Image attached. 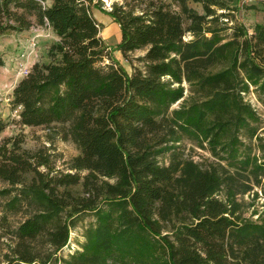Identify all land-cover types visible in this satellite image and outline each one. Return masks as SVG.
I'll return each instance as SVG.
<instances>
[{
	"label": "trees",
	"instance_id": "obj_1",
	"mask_svg": "<svg viewBox=\"0 0 264 264\" xmlns=\"http://www.w3.org/2000/svg\"><path fill=\"white\" fill-rule=\"evenodd\" d=\"M91 7L99 1L0 0V36L39 26L56 37L49 62L33 64L12 89L18 124L53 128L79 152L66 172L52 173L21 140L0 139V199L26 212L12 231L17 262L47 264L74 219L92 213L80 250L61 264H264V219L244 218L237 200L251 191L250 176L259 186L264 173L239 138H252L258 120L243 95L264 94V24L225 39L213 9L225 8L220 0H124L104 12L120 33L109 49ZM135 51H144L141 67ZM183 83L193 97L172 108ZM5 128L0 119V135ZM183 138L205 144L217 163L184 157Z\"/></svg>",
	"mask_w": 264,
	"mask_h": 264
},
{
	"label": "rangeland",
	"instance_id": "obj_2",
	"mask_svg": "<svg viewBox=\"0 0 264 264\" xmlns=\"http://www.w3.org/2000/svg\"><path fill=\"white\" fill-rule=\"evenodd\" d=\"M99 1L100 9L91 7V13L96 20L98 15H106L105 11H110L113 4H124V0H93V3ZM168 1V0H166ZM224 3V9L213 8L216 15H223L217 22V27L223 30L220 32L225 39H229L236 27H243L248 35L253 33V27L257 24H264V0H220ZM48 4V1H47ZM188 6L199 14H202L200 4L190 2ZM139 8L135 7L137 13ZM98 21V20H97ZM208 36V34H206ZM99 37L103 43L113 49L120 38L119 29L114 24H102ZM185 40L191 39L187 34ZM56 41L54 33L48 27L34 26L25 32H5L0 36V54L3 59V65L0 66V119L6 123V128L0 135L2 138H12L21 140L20 147L30 152H38L43 155L48 162V171L66 172L68 162L78 155V149L70 141L61 140L53 135V128L48 127H26L18 124L19 110H12L11 92L17 82L25 76L31 66L35 63L46 64L48 59V47ZM264 51V49H263ZM144 51H135L131 54L133 65L141 67V64L135 58L142 56ZM112 56L123 67L126 73L131 74L130 65L121 57L118 51H113ZM106 63V62H105ZM259 63L264 65V54L259 58ZM184 95L172 108H177L184 100L190 99L192 93L188 86L183 83ZM243 101L248 103L255 112L258 120L251 122L250 127L255 129L252 138H248L246 131L240 135L242 142L241 151L249 153L250 156L257 158V163L264 161V94L254 87L249 88V92L243 95ZM179 151L199 164L202 168H208L217 163V159L212 157L206 145L199 146L196 142L183 138L179 143ZM162 164H167V158L159 160ZM224 165V162H221ZM41 170H47L42 167ZM232 171V169H231ZM254 179L250 176L248 184L251 191L244 195H238L237 200L242 203V216L253 222H260L264 219V173L260 177V185L255 186ZM7 187L0 183V188ZM223 198V191L218 195ZM6 200L0 199V264H19L13 253L15 237L12 231L17 225L26 218L24 209L13 212L5 210ZM2 217L5 221H2ZM94 216L92 213H82L74 219L73 226L69 229L67 244L56 252L52 260L47 264H61L62 259H67L69 255L80 250L84 242L83 234L85 229L92 225ZM45 247L41 250L44 254ZM32 264H38L35 261Z\"/></svg>",
	"mask_w": 264,
	"mask_h": 264
},
{
	"label": "crops",
	"instance_id": "obj_3",
	"mask_svg": "<svg viewBox=\"0 0 264 264\" xmlns=\"http://www.w3.org/2000/svg\"><path fill=\"white\" fill-rule=\"evenodd\" d=\"M50 4V1H48V5ZM93 16V15H92ZM94 17V16H93ZM95 18V20H96V17H94ZM98 20V21H97ZM96 21L99 23V24H114V26H116L117 28H118V26H117V24H115L113 21H112V19L108 16V15H101V14H99L98 15V19H97Z\"/></svg>",
	"mask_w": 264,
	"mask_h": 264
}]
</instances>
